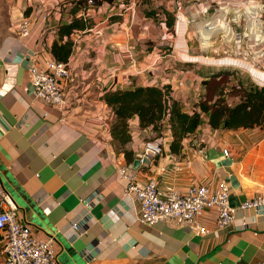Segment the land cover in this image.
<instances>
[{"label":"crops","instance_id":"1","mask_svg":"<svg viewBox=\"0 0 264 264\" xmlns=\"http://www.w3.org/2000/svg\"><path fill=\"white\" fill-rule=\"evenodd\" d=\"M62 2L0 0V182L16 203L19 221L38 238H55L60 264H264V205L242 208L249 199L264 198V125L213 128L209 113L199 106L207 92L204 82L227 67L247 69V74L230 77V87L261 88L264 59L254 56L258 52L252 45L243 48L254 52L251 60L231 56L204 63L188 58L189 53L200 57L203 45H212L203 32L234 37L235 27L226 24L232 26V18L240 17L236 5L216 9L211 0H115L89 10L86 17L93 25L72 35L71 76L63 84L67 103L62 110L35 96L27 68L32 50L40 51L43 61L54 57L58 28L72 20L71 4L62 9ZM148 10H158V18L146 16ZM241 11L258 23L257 13ZM166 12L176 21L171 43L165 39L170 37ZM24 17L32 22L29 36L19 31ZM198 20L221 26L205 31L193 23ZM191 24L201 35V46L187 40ZM259 24L260 29L245 35L254 44L262 34L261 19ZM139 86H170L184 111L201 112V123L183 140L182 149L173 152L166 120L163 153L134 168L145 142L157 133L141 128L138 116L131 118L126 148L133 160H128L111 135L115 114L103 98L109 90ZM228 100L237 103L240 96ZM122 166L143 182L155 178L160 186L181 191L198 185L215 190L226 181L234 219L221 227L216 210H206L201 218L209 228L206 234L187 223L148 225L140 220L136 194L120 192ZM5 244L6 232H0V264Z\"/></svg>","mask_w":264,"mask_h":264},{"label":"built area","instance_id":"2","mask_svg":"<svg viewBox=\"0 0 264 264\" xmlns=\"http://www.w3.org/2000/svg\"><path fill=\"white\" fill-rule=\"evenodd\" d=\"M89 10L96 8L93 0H89ZM179 5H181L179 3ZM177 19H181L176 13ZM29 17L21 19L19 31L22 36L31 34ZM37 49L32 50L27 57V68L34 94L37 98L54 105L59 109L66 107L63 84L71 76L70 62H62L52 57L43 61ZM240 88V84H235ZM264 88V84L262 86ZM161 138L147 140L138 156L141 165H147L156 156L163 153ZM227 153V152H226ZM228 154V153H227ZM124 180L120 192L123 196L136 194L140 201V220L148 225L174 221L178 224L187 223L198 234H206L209 228L201 218L206 210L215 209L217 225L227 226L234 219L235 209L230 204V187L226 181L211 190L209 186L198 185L181 191L174 186H160L157 179L151 178L143 182L136 172L127 166L119 168ZM264 205V198L255 197L242 204V208H259ZM0 232H6L4 246L5 258L2 264H60L57 259L55 238H38L31 226L22 223L17 217V206L11 195L0 182Z\"/></svg>","mask_w":264,"mask_h":264},{"label":"trees","instance_id":"3","mask_svg":"<svg viewBox=\"0 0 264 264\" xmlns=\"http://www.w3.org/2000/svg\"><path fill=\"white\" fill-rule=\"evenodd\" d=\"M89 0H67L62 3V9L71 4L69 10L72 20L61 24L58 28V38L54 41L51 52L62 62H68L75 42L72 35L85 31L93 25V21L83 14L89 8ZM128 2V0H125ZM96 6L115 3V0H93ZM158 10H148L146 16L157 18ZM166 24L174 25V16L166 12ZM229 81L227 83V78ZM230 72L221 71L210 76L205 81L206 95L200 101L201 112L209 113V121L213 128L224 126L227 129L241 127L253 128L264 125V88L246 89L242 85L227 91L231 81ZM226 80V82H225ZM240 96L237 103H232L229 97ZM105 103L115 114L111 135L126 158L133 160L132 151L126 148L131 141L129 120L138 116L141 128H151L157 133L155 138H161L164 122L168 120L172 132L170 148L173 152L182 149L183 140L194 133L201 123V112L188 113L183 110L181 102L172 96L170 86H139L133 89L109 90L104 95Z\"/></svg>","mask_w":264,"mask_h":264},{"label":"rangeland","instance_id":"4","mask_svg":"<svg viewBox=\"0 0 264 264\" xmlns=\"http://www.w3.org/2000/svg\"><path fill=\"white\" fill-rule=\"evenodd\" d=\"M66 1L67 0H63V2H66ZM212 2H214L212 4L213 8H216V9H223L225 7L227 8L228 6L231 8L234 4L236 5V7L239 9L238 10L239 15L241 14L240 17L235 18V21L232 18V20L230 22L232 26H229L226 24V28L234 26L236 29V34L234 35V37L232 36L228 40H226L225 36L220 35L219 37L215 36V38H214L213 35L203 32L205 39L209 43H211L212 45H210V44L209 45H203L204 50L202 51L203 53L202 52L199 53L200 57L195 56L196 54L189 53L188 58H192L194 60L198 59L204 63H209V62H212L213 60L215 61V59L217 60L218 58H221V57H231V56H234L236 58H243V59H245L247 57L248 60H251L252 55H254V52H252V51L245 52L243 50V48L244 47L247 48L248 45H252L253 48L255 47L254 50H256L258 52L254 56L258 57V60H263L264 59V0H211V3ZM62 3H61V8H62ZM241 9H248L251 12H253V14L257 13V15H254V18L257 17L258 23H259V19L262 20V25H263L262 34H260V33L258 34V36H259L257 38L258 44L256 42L254 44L249 39L248 36H246L247 37V40H246L245 35L247 33H249V31H247V30H249V29L254 30L255 28L258 29V27L260 29L261 26H260V24L258 25V23H256L255 20H252L251 18L245 19L242 16L244 11H241ZM157 18H158V16H157ZM176 20H180V19H176ZM212 22L213 21H211V20L208 22L207 21L202 22V20H198V21H195L193 23H200L201 27L203 29H205V31H206V29L218 28L221 26L219 21H216L214 23H212ZM159 23H160V21H159V19H157L155 26L158 27ZM175 24H176L175 18H174V25L172 27H170L167 24V27H168V33L167 34L170 35V37H167V38L165 37V39L169 40V41H167L169 43L174 42V40L176 39L175 36L172 37L171 36L172 34H170V33H174ZM233 24H235V25H233ZM193 25L195 26L196 24H193ZM193 25L191 24L188 26L189 32L187 35V40H188L189 44L194 43L196 45L201 46V43H200V41L202 40V38L200 37L201 35H196V33L194 32L195 28L193 27ZM253 38L254 37H252V39ZM237 42H239V44H237ZM178 46H179V41H178ZM173 48H174L173 46H172V48L170 47V49H173ZM206 48H210L209 49V50H211L210 52H213V53H211V54L208 53ZM257 48H258V50H257ZM260 49H261V51H259ZM168 52H169V50H168ZM196 64L200 65L199 63H195V65ZM225 70L230 72V75H233L232 78H236L237 73L243 72L244 74H247V71H246L247 69H244L241 67L239 69H233V68L227 67ZM226 78L228 79L229 76ZM228 81H229V79L227 80V83H228ZM225 82H226V80H225ZM113 122L114 121H112V122L110 121V123H111L110 129L112 127Z\"/></svg>","mask_w":264,"mask_h":264},{"label":"water","instance_id":"5","mask_svg":"<svg viewBox=\"0 0 264 264\" xmlns=\"http://www.w3.org/2000/svg\"><path fill=\"white\" fill-rule=\"evenodd\" d=\"M139 164H140L139 160H135L134 164H133V167L137 168Z\"/></svg>","mask_w":264,"mask_h":264}]
</instances>
